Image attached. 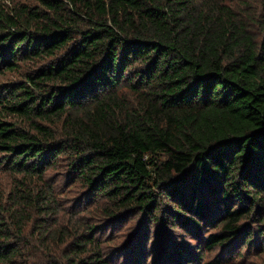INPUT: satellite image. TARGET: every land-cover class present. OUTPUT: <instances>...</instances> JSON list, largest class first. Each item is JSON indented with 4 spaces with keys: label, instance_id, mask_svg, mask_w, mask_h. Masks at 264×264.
<instances>
[{
    "label": "trees",
    "instance_id": "1",
    "mask_svg": "<svg viewBox=\"0 0 264 264\" xmlns=\"http://www.w3.org/2000/svg\"><path fill=\"white\" fill-rule=\"evenodd\" d=\"M6 76L0 264L264 253V0H0Z\"/></svg>",
    "mask_w": 264,
    "mask_h": 264
},
{
    "label": "rangeland",
    "instance_id": "2",
    "mask_svg": "<svg viewBox=\"0 0 264 264\" xmlns=\"http://www.w3.org/2000/svg\"><path fill=\"white\" fill-rule=\"evenodd\" d=\"M255 1V0H252ZM10 77L6 76L4 78H0V82H3L5 80H9ZM1 160V158H0ZM8 183L7 180V175L2 172L0 170V188H4L1 186H6ZM72 196V194H64L63 196L59 197L60 200H62L63 202V207L64 209H62L61 211V215L62 218L58 221L60 224H67L69 219H72L71 221L74 222V219H78L79 217L75 218H70V214H71V208L74 205L73 203H68V200L70 199V197ZM68 203V204H66ZM85 211H86V207H83V209H81L78 213L79 216H85ZM70 226V224H68ZM124 226H116L113 229H109L108 233H113V231H115L116 233L113 234V236L117 235L114 237L115 240L120 241V247L122 248L121 251H124L123 249L125 248V244H126V237L122 236V233H126L127 229L130 227L132 228L134 226V224L131 221L125 222L123 224ZM105 235L103 233L99 234L96 238H101L104 237ZM187 238V237H185ZM143 247V252H145L148 248H146V245L142 246ZM53 253H56L57 255L62 254L64 247H56L55 245H53ZM242 252L233 255L232 257L227 254L224 253L221 255V252H217V253H212V254H204L203 255V262H209V261H217L218 259H222L223 264H264V253H258L255 250H249V249H242ZM47 252H45L44 250H40V252H34L33 253V257L30 261V264H45L47 261V257L44 255ZM117 253V252H116ZM237 253V252H236ZM220 254V255H219ZM123 254L119 255V254H112L110 255L112 258L111 263H114V259H116L118 261V263L120 264H125L124 262L126 261V257L122 256ZM148 256L150 255V252L147 254ZM161 254H155L150 258H146L145 261L141 260V255H136L134 260H132V258H130L128 264H162L164 262L163 258H161ZM166 264V263H165Z\"/></svg>",
    "mask_w": 264,
    "mask_h": 264
}]
</instances>
